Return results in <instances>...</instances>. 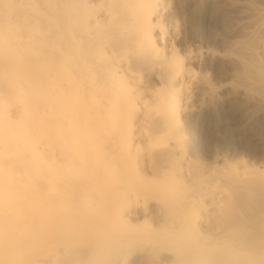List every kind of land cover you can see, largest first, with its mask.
Returning <instances> with one entry per match:
<instances>
[{
    "label": "bare ground",
    "instance_id": "6f19581e",
    "mask_svg": "<svg viewBox=\"0 0 264 264\" xmlns=\"http://www.w3.org/2000/svg\"><path fill=\"white\" fill-rule=\"evenodd\" d=\"M251 2L242 41L182 52L164 0H0V171L23 154L1 106L21 91L51 144L30 156L52 162L0 182V264H264V157L198 175L182 139L194 96L218 90L203 57L240 67L220 88L264 98V9Z\"/></svg>",
    "mask_w": 264,
    "mask_h": 264
},
{
    "label": "rangeland",
    "instance_id": "374dc122",
    "mask_svg": "<svg viewBox=\"0 0 264 264\" xmlns=\"http://www.w3.org/2000/svg\"><path fill=\"white\" fill-rule=\"evenodd\" d=\"M251 1L253 5L264 9V0ZM164 2L168 4V8L163 23L167 28L176 26L178 29L180 33L178 43L182 52L198 46L204 48L209 46L223 51L232 40H243L240 37L238 22L243 15L245 0H164ZM230 62L207 55L195 64L197 72L205 75L218 87L217 93L213 94L210 100L195 95L191 102L193 109L188 111L182 120L185 135L182 139L183 143L188 145H184L186 157L190 160L192 170L197 169L198 175H208L207 166L217 165L216 163L219 165L238 163L239 159L252 161L264 157V98L257 99L233 91L236 82L231 89L220 88L221 83L229 79L226 75L228 71L240 68ZM21 85L24 87L26 83ZM29 95L30 93L24 94L21 91L16 99H12L8 94L1 105L2 110L18 116L16 152L24 154L18 155L16 159L19 161L14 163L9 162L13 155H5L0 171L1 183L18 182L13 175L21 173L27 172L30 177L37 171L46 172L52 164L48 162L47 156L39 163L35 162L32 155L30 156L36 147H48L51 144L45 133L36 139L38 135L34 131L33 115L29 113L32 103ZM74 95L81 97L83 94ZM41 126L46 127L47 124L44 122ZM58 142L59 145L62 144ZM66 144L69 145L68 141ZM9 150L11 149H5ZM67 150L65 148L64 152L70 156L71 153ZM35 166L38 169H35ZM94 166L95 163H92L87 169L91 171ZM23 179L21 181H24ZM190 194L193 192H186L181 198L189 197Z\"/></svg>",
    "mask_w": 264,
    "mask_h": 264
}]
</instances>
